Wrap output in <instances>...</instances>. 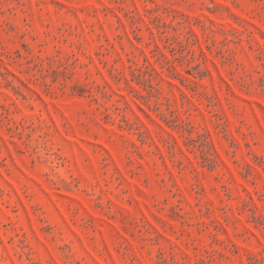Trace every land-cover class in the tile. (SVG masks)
Segmentation results:
<instances>
[{
	"label": "rangeland",
	"instance_id": "rangeland-1",
	"mask_svg": "<svg viewBox=\"0 0 264 264\" xmlns=\"http://www.w3.org/2000/svg\"><path fill=\"white\" fill-rule=\"evenodd\" d=\"M0 264H264V0H0Z\"/></svg>",
	"mask_w": 264,
	"mask_h": 264
}]
</instances>
